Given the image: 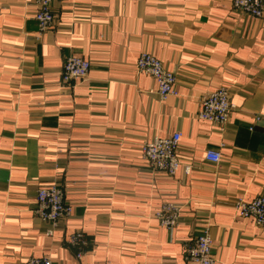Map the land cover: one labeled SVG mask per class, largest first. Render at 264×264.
Instances as JSON below:
<instances>
[{"label":"crops","instance_id":"obj_1","mask_svg":"<svg viewBox=\"0 0 264 264\" xmlns=\"http://www.w3.org/2000/svg\"><path fill=\"white\" fill-rule=\"evenodd\" d=\"M40 32L35 0H0V264H193L185 244L209 226L217 264H264V228L236 202L264 196V17L233 0H56ZM177 77L164 99L139 72L142 52ZM91 62L63 81L67 57ZM221 87L236 105L223 129L197 114ZM181 134L176 175L153 170L142 146ZM209 150L222 154L218 163ZM190 164L187 172L185 166ZM57 184L74 206L53 234L35 214ZM165 202L178 226H160ZM83 231L82 259L68 243Z\"/></svg>","mask_w":264,"mask_h":264},{"label":"built area","instance_id":"obj_2","mask_svg":"<svg viewBox=\"0 0 264 264\" xmlns=\"http://www.w3.org/2000/svg\"><path fill=\"white\" fill-rule=\"evenodd\" d=\"M56 0H35L37 12L34 15L40 32L48 30L55 23V15L52 5ZM166 1V0H160ZM234 7L254 18L264 17V0H233ZM139 72L153 77L157 84L158 92L166 99L170 95L177 94L176 75L165 68L163 62L150 52H142L136 63ZM91 69V62L83 57L69 56L63 64V81L75 82L87 78ZM236 105L231 101L229 89L221 87L210 92L200 100L198 118L208 120L223 129L230 121ZM181 134L179 132L165 138H154L146 141L142 146V154L150 167L158 172L168 175H176L182 164L180 155ZM222 154L209 150L207 159L212 162H220ZM192 166L187 164L185 170L189 172ZM236 210L243 217H252L255 222L264 228V196H259L247 202L238 199ZM74 212V206L65 200L64 190L57 184L42 187L37 194V207L35 214L41 220L50 222L52 227L48 233L53 234L55 227L61 219L69 218ZM160 226L167 229H175L181 218V209L171 202H165L156 213ZM68 243L76 248V257L82 259L89 246L88 238L83 231L71 234ZM213 237L209 226L201 233L185 244L186 260L193 264H217L213 253ZM21 264H54L50 256L30 257Z\"/></svg>","mask_w":264,"mask_h":264},{"label":"trees","instance_id":"obj_3","mask_svg":"<svg viewBox=\"0 0 264 264\" xmlns=\"http://www.w3.org/2000/svg\"><path fill=\"white\" fill-rule=\"evenodd\" d=\"M88 242H89V240H88ZM90 243V242H89ZM71 246V245H70ZM72 247V246H71ZM73 249H74V251H75V253H76V248L75 247H72ZM89 249H90V245L88 246V248H87V251H89Z\"/></svg>","mask_w":264,"mask_h":264}]
</instances>
